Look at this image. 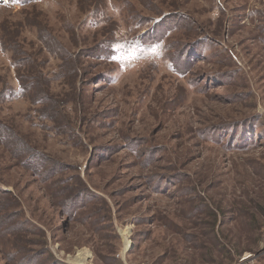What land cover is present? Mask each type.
I'll return each instance as SVG.
<instances>
[{
  "label": "rangeland",
  "instance_id": "1",
  "mask_svg": "<svg viewBox=\"0 0 264 264\" xmlns=\"http://www.w3.org/2000/svg\"><path fill=\"white\" fill-rule=\"evenodd\" d=\"M263 250L264 0H0V264Z\"/></svg>",
  "mask_w": 264,
  "mask_h": 264
},
{
  "label": "bare ground",
  "instance_id": "2",
  "mask_svg": "<svg viewBox=\"0 0 264 264\" xmlns=\"http://www.w3.org/2000/svg\"><path fill=\"white\" fill-rule=\"evenodd\" d=\"M127 244H128V242L126 241V246H127ZM126 246H125V247H126ZM87 258H89L88 255L86 256V254L83 255V254H81V253H78V255H77L76 258H75V261H76L78 264H87V263H86V259H87Z\"/></svg>",
  "mask_w": 264,
  "mask_h": 264
},
{
  "label": "crops",
  "instance_id": "3",
  "mask_svg": "<svg viewBox=\"0 0 264 264\" xmlns=\"http://www.w3.org/2000/svg\"><path fill=\"white\" fill-rule=\"evenodd\" d=\"M262 257H263V259H262V262L260 264H264V250L262 251Z\"/></svg>",
  "mask_w": 264,
  "mask_h": 264
},
{
  "label": "built area",
  "instance_id": "4",
  "mask_svg": "<svg viewBox=\"0 0 264 264\" xmlns=\"http://www.w3.org/2000/svg\"><path fill=\"white\" fill-rule=\"evenodd\" d=\"M247 258H248V257H246V258L243 257L242 261L245 260V259H247Z\"/></svg>",
  "mask_w": 264,
  "mask_h": 264
}]
</instances>
